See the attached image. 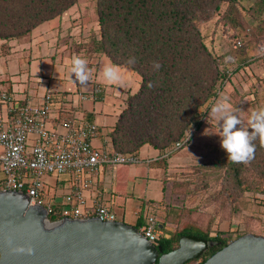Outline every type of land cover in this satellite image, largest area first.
Instances as JSON below:
<instances>
[{"label":"trees","instance_id":"trees-1","mask_svg":"<svg viewBox=\"0 0 264 264\" xmlns=\"http://www.w3.org/2000/svg\"><path fill=\"white\" fill-rule=\"evenodd\" d=\"M77 1L0 0V39L29 35L37 25L61 15ZM95 1L99 31L92 34L89 50L81 46L83 51L105 55L113 64L127 67L139 76L137 89L127 92L124 107L110 131L112 150L123 153L137 154L144 144L168 151L180 141L182 147L192 138L190 130L200 128L210 105L219 97L223 82L228 80L219 64L224 62L225 53L233 51H224V46L217 43L219 28L212 27L218 21L217 16L225 25L222 32L231 31L229 36L235 48L245 44L246 15L258 23L254 34L264 33V0ZM130 56L136 57L135 65L127 64ZM153 60L162 65L158 72L152 69ZM244 63L238 62L232 73ZM149 81L157 86L149 89ZM255 144L254 159L247 164L227 162L226 152L216 144L207 160L198 166L201 178L217 174L224 167L235 192L246 189L264 192V146L258 139ZM165 212L164 216L170 214L168 210ZM49 219L59 217L50 214ZM244 233L247 232L231 236L230 231H209L189 224L163 231L156 245L161 251L172 250L177 247L179 237L187 234L218 242L200 257L183 263L201 264L207 256Z\"/></svg>","mask_w":264,"mask_h":264},{"label":"crops","instance_id":"crops-1","mask_svg":"<svg viewBox=\"0 0 264 264\" xmlns=\"http://www.w3.org/2000/svg\"><path fill=\"white\" fill-rule=\"evenodd\" d=\"M55 23L54 19L44 21L33 28L29 35L18 39H0V123H8L13 109L22 103H38L43 95L49 92L52 98L50 126L76 115L81 119L96 123L97 134L91 141L94 146L112 149L110 131L124 107L127 92L137 89L139 76L130 69L134 74L131 75L134 76V83H131L126 75L128 74L127 67L123 68L124 66L113 64L105 55L95 53L85 55L83 49L75 51L72 48L68 50L59 48L61 34H57L53 29ZM79 50H82L83 54ZM74 55L85 59L91 70V78L85 86H80L74 82V77H69L68 68L71 57ZM102 57L108 58L113 66L120 68L122 83L119 86L106 82L102 77V72L98 71L99 65L101 63L103 65ZM95 84H99L101 89L94 94V97L90 96L82 100L77 97V92L91 94ZM223 97L219 96L212 105ZM207 116L205 119H210L209 115ZM204 125L205 123H202L200 128L192 134L190 144L198 143L200 130ZM180 148L169 152V150L144 144L137 152L140 161L134 165L136 173L140 172V169H145L147 176L149 178L153 176L156 180L155 183L152 181L140 183L144 187V193L149 194L152 186L156 192L160 193L159 195L148 196L149 198L143 200L135 198L134 178L121 180L120 170L115 171L112 167L101 166L97 173L96 191L85 192L87 205L94 206L100 201L107 205L115 215L120 211L124 218H128V221L124 218L117 220L134 226L141 225L144 221V213L151 212L164 225L162 226L163 231L173 228L174 219L163 214L164 185L176 164L183 165L184 160L191 159L190 151L185 152L179 150ZM134 170H132L133 173ZM152 171H154L153 174ZM136 173L138 180L143 181L142 176ZM2 178L3 173L0 171V179ZM47 180L52 183L54 181L56 186L63 191L69 186L70 176H47Z\"/></svg>","mask_w":264,"mask_h":264},{"label":"rangeland","instance_id":"rangeland-1","mask_svg":"<svg viewBox=\"0 0 264 264\" xmlns=\"http://www.w3.org/2000/svg\"><path fill=\"white\" fill-rule=\"evenodd\" d=\"M95 4V0H78L61 15L54 18L56 23L53 29L57 34H61L59 48L63 50L72 48L77 51L83 49L81 46H84L86 51L89 50L88 43L92 34L97 35L99 31ZM262 15L264 16V12ZM215 19L218 21L212 27L219 28L220 37L217 39V43L224 46L226 49L224 51L233 49L232 52L225 53L224 62L219 64V68L228 76V80L223 82L224 87L218 96L227 97V102L242 120V126L247 128L252 111L264 108V33L255 35L254 31L258 23L250 15H246L243 27L246 41L240 48H235L232 44L233 38L229 36L231 31L222 32V27L225 25L221 21L220 15ZM84 54L93 55L88 52ZM102 60L103 65L102 63L99 65V72H102L105 66L112 65L108 58L102 57ZM243 61L245 63L242 67L232 73V70L238 66V62L242 63ZM127 69L128 74L126 75L130 78V82L134 83V76H131L134 74L129 68ZM206 115H209L210 119H203L205 125L200 130L198 143L194 145L187 142L179 149L185 152L190 151L191 159L184 160L183 165L176 164L166 179L163 214L166 213L165 210H168L170 214L167 216L174 219L173 223L177 227L190 224L202 229H209V231L221 229L230 231L231 236L240 232L264 234V192L256 189L235 192L229 184L231 180L224 167L217 170V172L219 171L217 174L205 177V179L201 178L198 166L207 160L210 149L216 144H220L221 139L218 135L220 130L216 126V121L210 113ZM248 130L251 131V129ZM190 131V133H194L193 129ZM134 165L135 163H119L113 165L112 168L115 171L120 170L121 180L135 179V198L143 200L149 198L148 196L159 195L160 193L156 192L152 186V191L149 194L144 193V187L140 183L146 181L155 183L156 180L153 176L149 178L145 169H140V172L136 173ZM135 173L140 174L138 176H142L143 181H139ZM251 175L254 177L253 173ZM51 179L54 180L52 177ZM116 218L123 219L124 217L119 211ZM124 220L128 221V218H124ZM189 264H195V262Z\"/></svg>","mask_w":264,"mask_h":264},{"label":"built area","instance_id":"built-area-1","mask_svg":"<svg viewBox=\"0 0 264 264\" xmlns=\"http://www.w3.org/2000/svg\"><path fill=\"white\" fill-rule=\"evenodd\" d=\"M100 91L95 84L92 93L77 92L82 100ZM51 94L45 93L38 103L24 102L13 109L8 123H0V191L17 190L28 196L29 205H42L48 215L75 219L95 216L103 221L117 220L115 213L100 201L87 205L86 191H96L98 169L119 163H137L138 154L96 147V123L73 115L50 126ZM176 142L169 152L181 147ZM70 176L66 190L57 187L47 176ZM98 195V193H97ZM137 231L151 243L163 235L160 221L151 212Z\"/></svg>","mask_w":264,"mask_h":264},{"label":"water","instance_id":"water-1","mask_svg":"<svg viewBox=\"0 0 264 264\" xmlns=\"http://www.w3.org/2000/svg\"><path fill=\"white\" fill-rule=\"evenodd\" d=\"M218 242L182 235L161 252L122 220L61 217L50 220L27 194L0 191V264H183ZM201 264H264V235L247 232L228 241Z\"/></svg>","mask_w":264,"mask_h":264},{"label":"clouds","instance_id":"clouds-1","mask_svg":"<svg viewBox=\"0 0 264 264\" xmlns=\"http://www.w3.org/2000/svg\"><path fill=\"white\" fill-rule=\"evenodd\" d=\"M135 63L136 57L130 56L127 64L135 65ZM161 67L162 65L158 60L152 61L154 72H158ZM68 74L70 78L74 77V82L80 86H85L91 78V70L88 68L87 61L75 55L71 57ZM102 77L109 84L119 86L122 83V73L117 66H105ZM156 86L152 81L147 84L149 89ZM210 115L216 121V126L220 130L218 134L221 138L220 147L227 154V162L250 163L255 156V141L258 139L261 146H264V108L252 111L248 120L249 127L247 128L242 126V120L227 102V97L221 98L211 106ZM248 129H251V131Z\"/></svg>","mask_w":264,"mask_h":264},{"label":"flooded vegetation","instance_id":"flooded-vegetation-1","mask_svg":"<svg viewBox=\"0 0 264 264\" xmlns=\"http://www.w3.org/2000/svg\"><path fill=\"white\" fill-rule=\"evenodd\" d=\"M161 252H167V251H161Z\"/></svg>","mask_w":264,"mask_h":264}]
</instances>
